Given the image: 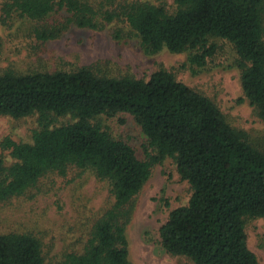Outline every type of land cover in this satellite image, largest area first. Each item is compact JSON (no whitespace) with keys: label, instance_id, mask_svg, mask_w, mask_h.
Masks as SVG:
<instances>
[{"label":"trees","instance_id":"1","mask_svg":"<svg viewBox=\"0 0 264 264\" xmlns=\"http://www.w3.org/2000/svg\"><path fill=\"white\" fill-rule=\"evenodd\" d=\"M175 12L147 2H123L98 15L88 0H12L25 18L41 21L63 10L64 22L35 29L41 41L67 26L96 27L98 18L119 19L139 38L145 54L188 51L189 67L202 68L215 50L209 38L226 40L237 56L244 97L264 122V0H174ZM10 5V6H11ZM130 114L152 154L137 157L114 139L98 117ZM37 115L31 142L3 138L0 202L24 194L49 174L89 170L106 180L111 206L92 224L80 251L52 264H130L125 226L133 198L153 164L174 161L191 193L171 209L159 228L162 249L192 264H260L247 247L246 218L264 217V151L245 131L228 123L206 96L158 69L146 79L118 77L94 66L53 71L0 73V116ZM57 118H68L54 125ZM40 241L29 233L0 234V264H45Z\"/></svg>","mask_w":264,"mask_h":264},{"label":"rangeland","instance_id":"2","mask_svg":"<svg viewBox=\"0 0 264 264\" xmlns=\"http://www.w3.org/2000/svg\"><path fill=\"white\" fill-rule=\"evenodd\" d=\"M88 1L98 15L118 10L119 3L131 1L161 5L170 13L176 9L174 0ZM11 4L12 0H0V73L6 69L22 74L94 66L110 76L130 74L146 79L152 72L165 69L208 97L232 127L245 131L252 145L264 151V122L243 95L237 56L226 40L209 38L208 43L215 46L214 53L204 67L197 69L187 64L188 51L170 53L163 49L145 54L139 38L119 19L108 22L99 16L94 28L69 25L57 37L41 41L35 29L64 22L65 12L58 10L36 21L22 16ZM66 120L57 118L54 125ZM97 121L112 138L132 147L138 158L144 160L152 154L141 127L130 114L102 115ZM37 126L36 114L19 119L0 116V142L8 137L30 143ZM0 156L5 165L13 161L1 147ZM190 193L171 158L152 165L149 178L133 198L125 226L130 264H192L183 256L166 253L158 233L169 211L186 204ZM112 202L108 182L89 170L69 169L66 175L49 173L24 194L0 202V234L34 235L41 243L44 263L52 264L66 251H80L92 224ZM244 231L247 247L264 264V217L246 218Z\"/></svg>","mask_w":264,"mask_h":264}]
</instances>
